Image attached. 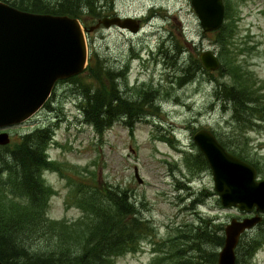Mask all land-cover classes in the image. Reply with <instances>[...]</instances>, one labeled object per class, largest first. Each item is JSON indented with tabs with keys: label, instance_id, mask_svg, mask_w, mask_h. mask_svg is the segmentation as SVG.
<instances>
[{
	"label": "rangeland",
	"instance_id": "obj_1",
	"mask_svg": "<svg viewBox=\"0 0 264 264\" xmlns=\"http://www.w3.org/2000/svg\"><path fill=\"white\" fill-rule=\"evenodd\" d=\"M225 4V23H232L240 47L238 59L254 76L250 80L254 88L264 94V0H226ZM100 6L103 17L118 14L140 20L137 33L100 26L86 37L89 55L122 74L116 84L123 97L144 102L145 95L152 94L149 103H144L145 115L133 127L120 116L100 134L85 119L78 83L60 80L49 103L10 129L9 144L13 147L25 134L48 130L45 151L54 167L42 172L44 185L51 190L46 217L60 223L77 222L82 210L72 197L80 185L119 187L129 193L151 232L137 251L118 256L116 264H174L164 261L163 251L164 243L174 236L205 221L211 228H222L224 235L232 218L249 216L221 204L210 167L200 170L193 158L199 152L193 141L198 128H209L226 140L234 135L231 106L219 93L220 85L231 83V76L204 68L187 75L190 58L202 51L215 52L221 59L216 32H203L191 0H101ZM82 75L85 87H92V78ZM246 135L249 147H243L244 155L264 178V119L253 122ZM135 166L142 183L134 175ZM242 238L249 245L258 244L249 264H264V214L263 221ZM49 241L42 236L31 244L34 250H46Z\"/></svg>",
	"mask_w": 264,
	"mask_h": 264
},
{
	"label": "trees",
	"instance_id": "obj_2",
	"mask_svg": "<svg viewBox=\"0 0 264 264\" xmlns=\"http://www.w3.org/2000/svg\"><path fill=\"white\" fill-rule=\"evenodd\" d=\"M2 1L24 11L77 17L86 27H90L89 22L103 17L101 0ZM233 29L232 23H225L215 38L221 48L218 71L231 76V83L220 85L219 93L231 106L234 125L232 137L218 139L229 151L247 161L243 151L244 146L249 147L246 132L251 130L253 122L264 119V94L254 88L255 84L250 81L254 76L238 59L241 52L238 53L240 47ZM190 59L187 75L193 76L204 67L199 57ZM82 74L92 78V87H85ZM121 76V73L106 69L103 62L91 54L86 70L69 78L73 84L78 83L82 91L85 119L100 134L120 116L126 117L127 125L133 127L145 115V101L133 102L120 94L116 81ZM185 79L187 77L182 78L181 83ZM49 138L47 129H39L23 135L13 147L10 144L0 146L1 261L4 264H116L118 256L137 251L151 228L149 222L139 216L129 193L119 187L80 185L72 197L82 210L77 222L60 223L46 217L45 207L51 190L44 185L42 172L54 167L45 151ZM193 158L200 164V170L209 169L200 150ZM221 229L217 225L211 228L205 221L190 232L174 236L164 243V261L217 264L218 248L224 244ZM42 236L49 237L48 247L34 250L32 240L40 241ZM242 239L237 248L236 264H249L258 244L249 245Z\"/></svg>",
	"mask_w": 264,
	"mask_h": 264
},
{
	"label": "water",
	"instance_id": "obj_3",
	"mask_svg": "<svg viewBox=\"0 0 264 264\" xmlns=\"http://www.w3.org/2000/svg\"><path fill=\"white\" fill-rule=\"evenodd\" d=\"M225 1L191 0L204 33L222 28ZM100 26L136 33L140 21L133 16H104L86 27L77 17L24 11L0 0V129L29 120L48 101L57 81L84 72L89 62L86 34ZM199 58L208 71L221 67L215 52L202 51ZM193 141L209 163L221 204L246 213L256 211L250 217L232 218L224 228L217 264H236L242 234L263 220L264 178L254 165L230 152L211 130L198 129ZM10 142V134L1 132L0 145ZM134 174L142 183L137 166ZM0 264H4L1 259Z\"/></svg>",
	"mask_w": 264,
	"mask_h": 264
},
{
	"label": "flooded vegetation",
	"instance_id": "obj_4",
	"mask_svg": "<svg viewBox=\"0 0 264 264\" xmlns=\"http://www.w3.org/2000/svg\"><path fill=\"white\" fill-rule=\"evenodd\" d=\"M115 15H116V14H115ZM68 80H69V79H68ZM68 80L65 79V81H68ZM150 95H152V94H150ZM150 98H151L150 96H146V95H145V98H144V99H145V102L148 101L147 104L149 103ZM141 101H142V100H141ZM15 126H16V125H15ZM15 126H10V127L4 128V129H0V133H1V132H5V131H7V132L10 134V129H11L12 127H15ZM0 146H1V145H0Z\"/></svg>",
	"mask_w": 264,
	"mask_h": 264
},
{
	"label": "bare ground",
	"instance_id": "obj_5",
	"mask_svg": "<svg viewBox=\"0 0 264 264\" xmlns=\"http://www.w3.org/2000/svg\"><path fill=\"white\" fill-rule=\"evenodd\" d=\"M236 155V154H235ZM237 156V155H236ZM239 157V156H238ZM241 158V157H240ZM207 161V160H206ZM207 163H208V161H207ZM209 164V163H208ZM217 263H218V260H217Z\"/></svg>",
	"mask_w": 264,
	"mask_h": 264
}]
</instances>
